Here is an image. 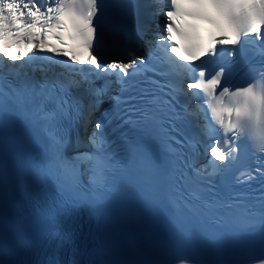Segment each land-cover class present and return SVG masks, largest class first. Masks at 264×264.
I'll return each mask as SVG.
<instances>
[{
    "label": "snow or ice",
    "instance_id": "snow-or-ice-1",
    "mask_svg": "<svg viewBox=\"0 0 264 264\" xmlns=\"http://www.w3.org/2000/svg\"><path fill=\"white\" fill-rule=\"evenodd\" d=\"M0 264H264V0H0Z\"/></svg>",
    "mask_w": 264,
    "mask_h": 264
}]
</instances>
